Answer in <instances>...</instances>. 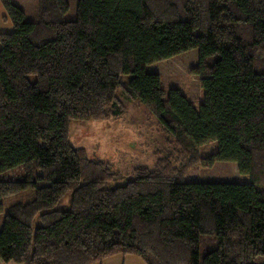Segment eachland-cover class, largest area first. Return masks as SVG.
<instances>
[{
    "label": "trees",
    "instance_id": "trees-1",
    "mask_svg": "<svg viewBox=\"0 0 264 264\" xmlns=\"http://www.w3.org/2000/svg\"><path fill=\"white\" fill-rule=\"evenodd\" d=\"M0 4L12 25L0 34V174H24L0 181V199L34 192L7 208L0 264L264 258V0H78L71 22L67 0H36L34 22ZM191 49L199 105L145 72ZM129 101L155 117L166 147L152 171L121 178L72 147L69 129L120 118ZM219 162L236 164L237 182L192 180Z\"/></svg>",
    "mask_w": 264,
    "mask_h": 264
},
{
    "label": "rangeland",
    "instance_id": "rangeland-1",
    "mask_svg": "<svg viewBox=\"0 0 264 264\" xmlns=\"http://www.w3.org/2000/svg\"><path fill=\"white\" fill-rule=\"evenodd\" d=\"M12 2L22 10L26 22L36 20V0ZM67 2L69 9L64 21L71 22L76 18L78 0ZM197 64L198 50L191 49L150 64L145 68V72L159 76L160 86L166 95L170 90H177L191 104L199 105L203 101V92L199 78L193 73ZM129 80L130 76L124 77V81ZM124 108L125 114L120 118L99 122H70L69 129V143L72 147L83 149L89 160L110 164L113 172L118 173L121 178L139 169L152 171L160 157L159 151L166 147V136L152 114L141 104L131 101L124 102ZM215 150L216 145L211 143L200 149V155L205 157ZM193 171L194 174H191L194 179L188 178L198 182L235 183L238 180L237 166L232 162H219L208 168L199 165ZM23 177V170L17 168L0 174V181L19 180ZM33 197L34 192L27 191L0 199V230L7 208L15 203H28ZM254 264H264V258H257Z\"/></svg>",
    "mask_w": 264,
    "mask_h": 264
},
{
    "label": "crops",
    "instance_id": "crops-1",
    "mask_svg": "<svg viewBox=\"0 0 264 264\" xmlns=\"http://www.w3.org/2000/svg\"><path fill=\"white\" fill-rule=\"evenodd\" d=\"M4 16H5V12L0 4V34L12 32V25L10 24V22L3 20ZM99 264H144V263L140 259L134 256L117 255L108 258Z\"/></svg>",
    "mask_w": 264,
    "mask_h": 264
}]
</instances>
